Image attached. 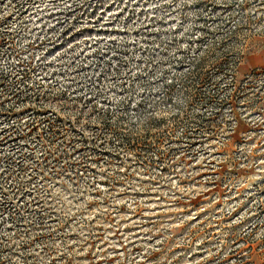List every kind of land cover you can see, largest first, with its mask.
<instances>
[{"label":"rangeland","instance_id":"rangeland-1","mask_svg":"<svg viewBox=\"0 0 264 264\" xmlns=\"http://www.w3.org/2000/svg\"><path fill=\"white\" fill-rule=\"evenodd\" d=\"M0 264H264V0H0Z\"/></svg>","mask_w":264,"mask_h":264},{"label":"trees","instance_id":"trees-1","mask_svg":"<svg viewBox=\"0 0 264 264\" xmlns=\"http://www.w3.org/2000/svg\"><path fill=\"white\" fill-rule=\"evenodd\" d=\"M231 66H232V70H235V68H236L235 64L234 65L232 64Z\"/></svg>","mask_w":264,"mask_h":264}]
</instances>
